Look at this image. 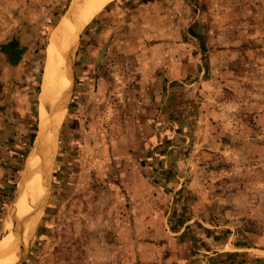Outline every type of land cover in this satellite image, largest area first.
Masks as SVG:
<instances>
[{
  "label": "rangeland",
  "instance_id": "1",
  "mask_svg": "<svg viewBox=\"0 0 264 264\" xmlns=\"http://www.w3.org/2000/svg\"><path fill=\"white\" fill-rule=\"evenodd\" d=\"M70 3L0 0V239ZM25 243L20 264H264V0H112L83 24Z\"/></svg>",
  "mask_w": 264,
  "mask_h": 264
},
{
  "label": "bare ground",
  "instance_id": "2",
  "mask_svg": "<svg viewBox=\"0 0 264 264\" xmlns=\"http://www.w3.org/2000/svg\"><path fill=\"white\" fill-rule=\"evenodd\" d=\"M110 1L71 0L49 39L38 93V131L27 170L19 180L14 205L15 213L23 216L5 223L6 234L0 239V264H15L22 256L29 231L48 197L49 167L58 125L72 89V55L78 33Z\"/></svg>",
  "mask_w": 264,
  "mask_h": 264
},
{
  "label": "water",
  "instance_id": "3",
  "mask_svg": "<svg viewBox=\"0 0 264 264\" xmlns=\"http://www.w3.org/2000/svg\"><path fill=\"white\" fill-rule=\"evenodd\" d=\"M106 47H107V44H105L104 48L102 49V51H101V54H100V56H99V59H100V58H101V56H103V54L105 53ZM36 135H37V134H36ZM21 259H22V256H21V257H19V259L16 261V263H15V264H20V262H21Z\"/></svg>",
  "mask_w": 264,
  "mask_h": 264
}]
</instances>
